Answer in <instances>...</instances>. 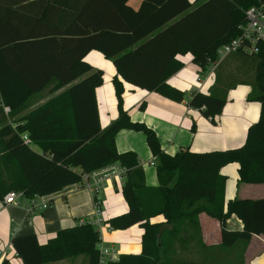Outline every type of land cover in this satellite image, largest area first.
<instances>
[{
    "label": "trees",
    "instance_id": "16d2710c",
    "mask_svg": "<svg viewBox=\"0 0 264 264\" xmlns=\"http://www.w3.org/2000/svg\"><path fill=\"white\" fill-rule=\"evenodd\" d=\"M127 1L57 0L59 16L35 17L21 15L16 1L0 0V199L10 191L27 199L48 196L79 183L84 173L118 163L126 168L121 194L127 210L106 222L116 230L141 227V252L121 254L106 264H171L162 257L166 238L187 227L199 231L201 213L218 222L220 246H246L252 236L264 235V198L225 200L220 169L237 163L239 182L264 183V44L252 55L241 54L253 65L247 99L260 103V113L244 144L233 149L163 152L154 131L131 121L123 109V82L181 102L184 92L167 81L182 67L177 56L190 54L193 64L206 71L217 48L239 35L244 10L260 0H142L136 11ZM92 50L111 59L117 72L112 83L118 116L105 128L95 97L103 72L85 60ZM53 82L54 89L71 84L63 93L71 113L41 109L13 126L9 119L26 107L28 98ZM225 101L216 91H195L187 104L214 122ZM123 129L145 135L156 158L157 186L147 185L134 151H117L115 137ZM231 215L241 220L240 230L227 228ZM10 246L22 264L81 254L88 264H99L98 231L88 221L62 228L44 245L27 233L12 236Z\"/></svg>",
    "mask_w": 264,
    "mask_h": 264
},
{
    "label": "crops",
    "instance_id": "0c3cea01",
    "mask_svg": "<svg viewBox=\"0 0 264 264\" xmlns=\"http://www.w3.org/2000/svg\"><path fill=\"white\" fill-rule=\"evenodd\" d=\"M12 1L18 2L19 13L23 16L57 17L61 14L57 0ZM188 1L193 3L195 0ZM141 3L142 0L127 1V4L135 11L140 8ZM149 11L151 14L154 13V9ZM177 59L182 62V67L169 76L167 81L184 92L185 97L181 102L123 82V109L128 113L131 121L144 123L152 129L161 150L170 155L184 149L192 152H209L233 149L243 145L248 127L257 121L260 113V103L247 99L254 83V78L251 81L253 65L241 54L231 53L201 72L193 64L190 54L177 56ZM85 60L94 69H101L103 72V83L95 89V97L99 124L101 128H105L118 116L112 83L117 72L112 60L105 58L97 50L87 53ZM55 85L56 82L50 83L31 95L26 101V107L14 114L13 118L9 119L10 123L14 126L16 120L25 115L37 113L41 109H46V113L52 115L59 113L69 115L71 106L68 97L63 93L71 84L58 89H54ZM195 91L203 94L216 91L225 95V104L221 112L214 117V122L204 117L198 109L188 106L187 99ZM4 112L9 111L4 110ZM20 122L23 123L24 120ZM120 137L127 138L128 142L120 140ZM143 139L145 135L142 132L123 129L116 135L115 145L118 152L134 151L137 154L139 167L146 171L147 185L154 187L158 184L155 172L147 171L145 167L155 168L150 166L149 162L155 163L156 158L149 155ZM237 170V163L227 164L220 169V174L226 178L225 200L264 198V183L239 182ZM34 201L47 202L48 206L27 213L26 207L31 199L21 196L18 198V205H3L0 201V249L8 244L10 246L12 236L27 233H34L39 243L44 245L62 228L88 220L95 210L90 192L78 183L68 185L51 195L37 197ZM100 201L105 222L110 217L127 210L120 183L105 184L100 192ZM198 221L199 231L194 227H187L186 231L166 238L163 247L164 256L162 255L164 261L171 263L176 253L183 256L184 264H264V235L252 236L246 246L237 243L231 247H222L219 244L218 222L204 213L199 214ZM226 226L230 230H240L242 222L231 215L226 221ZM136 227L139 226L134 225L124 230L103 229L102 244L113 247L119 256L139 254L142 229L139 227L140 231ZM12 252L13 259H19L13 250ZM79 256L66 259L75 261ZM66 259L44 264H62ZM6 264H10L7 259Z\"/></svg>",
    "mask_w": 264,
    "mask_h": 264
},
{
    "label": "built area",
    "instance_id": "2783aa9c",
    "mask_svg": "<svg viewBox=\"0 0 264 264\" xmlns=\"http://www.w3.org/2000/svg\"><path fill=\"white\" fill-rule=\"evenodd\" d=\"M244 15L245 21L240 26L239 35L217 48L216 60L211 65L217 64L218 61L231 53L252 55L258 52L259 45L264 44V0H260L258 4L245 9ZM4 110L8 112L9 108L5 107ZM24 138L26 139V137ZM149 165L154 166V162H149ZM125 177L126 168L118 163H113L90 173L82 174L80 182L78 183L81 187L87 189L92 196L95 208L94 214L88 220L82 222H90L98 231L99 264L117 261L119 258L118 253L113 247L102 244V230H111L112 227L103 219L100 192L108 182L120 183L122 185L125 181ZM21 196H23L22 192L10 191L7 192L0 201L3 205H18V198ZM37 197L38 196L32 198L31 202L26 207L27 213L48 206L47 202L37 203L34 201ZM5 253V251H0V259Z\"/></svg>",
    "mask_w": 264,
    "mask_h": 264
},
{
    "label": "rangeland",
    "instance_id": "374dc122",
    "mask_svg": "<svg viewBox=\"0 0 264 264\" xmlns=\"http://www.w3.org/2000/svg\"><path fill=\"white\" fill-rule=\"evenodd\" d=\"M253 80V77H251V81ZM119 133V132H118ZM117 133V134H118ZM119 136V135H118ZM117 136V137H118ZM120 140H124V142H128V139L127 138H119ZM143 142H144V144L147 146V149H148V153H149V155H151L152 156V152H151V150L149 149V147H148V145H147V143H146V139H143ZM138 145V144H137ZM35 149H37L36 147H35ZM145 164H146V162H145ZM147 165V164H146ZM145 169L148 171H152L153 173L155 172L154 171V169L155 168H149L148 166H147V168L145 167ZM146 172V171H145ZM119 185V184H118ZM102 195V194H101ZM136 228H138V230H140L141 231V229L139 228V227H136ZM4 251L5 250V254L3 255V257L0 259L1 261H0V264L4 261V260H8L9 261V263L10 264H22V262H21V260L20 259H13V252H12V248L9 246V244L7 245V246H5V247H3V248H1L0 249V251ZM185 259L183 258V256H181V254L180 255H177L176 253L173 255V260H172V262H171V264H184V261ZM69 262H71V264H88V260H87V258L84 256V255H80L75 261H72V259L71 260H69V259H66V260H64L63 261V263L62 264H69ZM74 262V263H73Z\"/></svg>",
    "mask_w": 264,
    "mask_h": 264
}]
</instances>
